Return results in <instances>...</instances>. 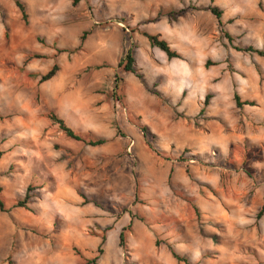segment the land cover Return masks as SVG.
I'll use <instances>...</instances> for the list:
<instances>
[{"label":"rangeland","instance_id":"rangeland-1","mask_svg":"<svg viewBox=\"0 0 264 264\" xmlns=\"http://www.w3.org/2000/svg\"><path fill=\"white\" fill-rule=\"evenodd\" d=\"M22 1L27 22L13 0H0V264H83L94 257L95 264H184L171 250L190 264H264L252 236L258 226L246 227L239 247L213 234L220 229L207 224L193 194L204 195L205 185L188 168L225 166L237 184L242 175L254 185L264 182V149L243 138L234 101V93L254 101L264 87V59L234 49L264 48V0H180L169 11L181 16L178 27L191 46L184 83L194 94L185 110L191 115L197 95L210 94L212 120L229 138L193 154L162 146L155 132L179 118L204 127L199 114L178 113L160 92L176 88L177 80L164 81L170 64L143 36L136 38L145 31L141 15L151 13V0ZM209 6L222 11L232 43ZM129 48L143 82L118 66ZM207 60L213 64L206 67ZM54 64L55 75L39 82ZM226 95L220 118L217 105ZM50 115L83 141L66 137ZM98 138L106 142L87 144ZM178 165L190 182L176 178ZM28 187L26 206L14 207ZM131 221L149 238L134 233ZM120 227H128L123 247Z\"/></svg>","mask_w":264,"mask_h":264},{"label":"crops","instance_id":"crops-1","mask_svg":"<svg viewBox=\"0 0 264 264\" xmlns=\"http://www.w3.org/2000/svg\"><path fill=\"white\" fill-rule=\"evenodd\" d=\"M159 1L160 0H151V13H143L141 15L146 19L145 21H147L145 22V32L149 34H158L170 45L172 50L180 55L179 58L171 59H168L166 55V58L163 57V55H158V58L162 62L170 64L171 67V72L165 74L164 81L177 80L176 85H174L176 88H174L173 91L168 92L162 89L160 92L164 96L173 99L172 103L178 113H182L186 117H192L199 114L203 100H201V96L197 95L196 99L193 98L197 101V107H195L193 112H190L192 113L191 115L186 112L184 104L190 101V97H193L194 94V92H191L190 88L187 89L188 83H184L191 65L188 59L191 54L189 50L191 46L189 41H186L184 33L178 27L181 16L177 15V17L173 14L172 18L169 15L170 9L174 10L180 8V2L177 0L179 2L178 5L173 2L166 5L160 4ZM22 2L25 4L28 11L27 4L24 1ZM159 20V27H155L154 24ZM147 27L152 30L148 31ZM127 31L128 30L125 29V32ZM135 34L136 38L138 36H143L139 34L138 31H136ZM141 42L144 44V41ZM147 43L150 49L155 48L150 46L148 40ZM178 61L181 63H178ZM222 101L228 102L227 95L219 101L217 105L218 109H216V115L220 118L224 117L223 113L219 111V103L222 104ZM254 102V105H242L238 107L237 110H240L241 113L240 118L244 129L243 138L246 139L249 144L260 146L264 149V87H262L259 95L254 98ZM161 107H163L162 109L165 112L171 110L166 105ZM208 107L209 104L205 107L203 114H199L202 117L200 123L204 127L203 131L188 124L185 120L186 118H179L171 123L165 119L166 122L163 128L155 131L162 146H173L176 150L188 149L190 151L189 154H193L202 153L209 150L213 144L227 141L229 138L222 134L219 122L212 120L214 117L212 112L214 110H209ZM157 109L159 110V108ZM188 168L191 170L194 177H198L205 185L204 195H198L197 193L193 194L196 204L199 203L198 205L200 208L203 207L204 216L208 221L207 224L215 230L219 227L218 229L221 231H214L213 234H216L224 240L236 242V247H239L245 242L246 227L256 225L259 227L260 233L257 235L253 233V235H251L256 242V255L259 258H264V212L259 218L256 217L264 203V182L262 185H254L249 177L242 175L240 176V184H237V175L233 172H228L229 170L225 166H213L210 169H206L200 167L196 163H189ZM175 170L176 175L175 172L174 175L176 178L178 177V179L181 178L183 181L190 182L182 173L184 172V166L178 165ZM190 186L191 185H189V188H191ZM131 226L134 233H137L139 236H148L149 238V235L144 227L141 226V223L138 221H131ZM114 227L115 225L113 228ZM221 227H223L224 230ZM235 252L236 250L233 249L230 253L231 255H236Z\"/></svg>","mask_w":264,"mask_h":264},{"label":"trees","instance_id":"trees-1","mask_svg":"<svg viewBox=\"0 0 264 264\" xmlns=\"http://www.w3.org/2000/svg\"><path fill=\"white\" fill-rule=\"evenodd\" d=\"M13 1H14L15 6L17 7V9L20 12L22 20L24 22H27L28 14L26 11L25 4L21 0H13ZM207 10L215 17V19L217 21V25H218L220 31L222 32V35L230 43H232L233 37L227 31L223 30L224 24H223V21L221 19L222 11L219 10L218 7H216V6H209V7H207ZM175 14L178 15L179 13H175ZM169 15L173 18V16H172L173 13H169ZM86 34H87L86 32L82 33V35L80 37L81 42H83V40L85 39ZM141 34L148 40L151 47L158 48L159 50L164 52L168 59L180 57V55L177 52H175L174 50H172L170 45L164 39H162L158 34H149L145 31H141ZM234 49L237 51H241V52L252 53V54H255L258 57H261L264 59V48L247 46V47H234ZM31 57L39 58L40 55L33 54ZM212 64L213 63L210 60H207L205 62L206 67H208ZM118 66L121 67L124 72H129V73L134 74L140 81L143 82L142 75L139 72H137V70L134 68V56H133L132 48H129L126 51L123 58L119 61ZM57 70H58V66L56 64H54L47 73H45L44 75H42L40 77L39 82H43V81H46V80L52 78L55 75V73L57 72ZM156 94L158 95L159 93L156 92ZM210 98H211L210 94H206L204 96V99L202 102V108L200 109L199 114H203L205 107L209 104ZM234 101H235V105L237 107H241L242 105H254L255 104L254 101H249V100L241 102L237 93H234ZM49 117L51 120H53L55 123H57L59 130L62 131V133L66 137L71 138V139L76 140V141H83L82 137L80 135L76 134L70 127H68L62 119L57 118L55 115H50ZM141 131L143 132L144 136L149 135L148 134L149 133L148 128L146 126H141ZM105 142H106L105 139L98 138L96 140L87 141V144L91 145V146H96V145H101ZM1 155H2V152L0 151V156ZM0 191H1V189H0ZM29 192H30V188L28 187L26 189V192L24 194L23 199L17 201L14 204V207H25L26 203L28 202V200L30 198ZM0 211H5V206H4V203L1 199H0ZM263 212H264V203H263L261 209L259 210V212L257 213L256 217L259 218L263 214ZM127 228H122L120 233H119L118 244L120 247H123L125 244L124 232ZM103 240L104 239H102V241H101L102 243H103ZM99 252H101V250H99ZM171 255L178 262H183L184 264H190L189 261L185 257L178 255L173 250H171ZM96 260H97V257H94L93 259L86 261L83 264H95Z\"/></svg>","mask_w":264,"mask_h":264}]
</instances>
